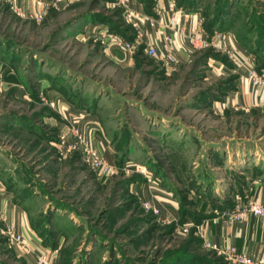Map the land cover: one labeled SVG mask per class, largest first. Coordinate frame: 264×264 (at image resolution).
I'll use <instances>...</instances> for the list:
<instances>
[{"label": "rangeland", "instance_id": "obj_1", "mask_svg": "<svg viewBox=\"0 0 264 264\" xmlns=\"http://www.w3.org/2000/svg\"><path fill=\"white\" fill-rule=\"evenodd\" d=\"M57 1L0 0V182L42 243L60 238L59 264H226L197 227L253 202L264 181V104H221L237 68L217 44L182 64L148 55V40L129 55L103 42L138 35L120 0ZM170 1L198 13L210 41L232 37L244 67L264 75V0ZM84 15L105 20L93 25L109 34L89 31ZM41 84L58 104L97 117L115 154L109 172L94 165L71 116L55 117ZM73 130L83 143L69 150ZM144 187L173 212L162 215ZM0 264H23L1 217Z\"/></svg>", "mask_w": 264, "mask_h": 264}, {"label": "crops", "instance_id": "obj_2", "mask_svg": "<svg viewBox=\"0 0 264 264\" xmlns=\"http://www.w3.org/2000/svg\"><path fill=\"white\" fill-rule=\"evenodd\" d=\"M13 1V0H11ZM18 3L23 2V0H15ZM49 1V0H48ZM121 3L125 4L127 10L135 15V21L140 22V29H142L145 37L141 42H146V40L151 41L156 39V44L161 48L162 45V34L171 32L168 25L169 19L174 15L173 12L168 10L169 5L171 4L170 0H155L154 3H151V0H120ZM35 6V4H34ZM177 28H183L184 33H177L176 44H177V53L176 60L178 64L189 61V57L194 53L195 49L190 43V38L192 35L201 34L203 39L210 41L209 35L201 27V21L199 20V14L192 11H182L178 8L175 9ZM149 20L154 22V25H151ZM200 23V25H199ZM89 31H101L108 33L103 28V25L95 27L93 24L87 27ZM139 32V31H138ZM84 33H88V30L84 29ZM147 34V35H146ZM225 39L219 41L218 44H223L222 42H227L228 39L233 41L232 37H229L225 34ZM103 42L107 45H110L111 36L103 35ZM213 38V37H212ZM139 40V42H140ZM234 42V41H233ZM236 45V43L234 42ZM144 45V44H143ZM111 50H116L115 47H111ZM122 55V54H121ZM123 56V55H122ZM223 64L215 63L213 69L219 72L223 69ZM236 87L234 90H230L227 97L224 98L221 104L223 106H234L236 108L248 109L249 106L263 105L264 104V85L256 86L252 83L248 70L249 68L238 67L236 65ZM40 95H46V97L51 100L52 111L58 112L55 114L59 121L67 116H71V120L80 128L82 133L90 138L89 142H86L90 148L89 144H92L96 152L100 155L104 161H106L109 166H113L115 163V154L112 150V146L108 144L104 139L99 135V128L97 117L90 113L76 109L74 107L68 106L67 104H58L59 98L56 91H48L50 86L41 84ZM45 97V98H46ZM55 98L56 101L53 99ZM53 100V101H52ZM48 102V100H47ZM58 106H57V105ZM216 104H220L217 102ZM59 105L61 109H59ZM71 108V110H70ZM66 110L69 114L63 112ZM60 115V116H59ZM70 120V121H71ZM70 123V122H69ZM83 135V134H82ZM255 193L253 194V201L264 204V181L260 180V183L255 185ZM147 196L153 198L156 197L152 194L150 190H147L144 187V191ZM155 204L160 205L163 208L162 215L166 209L167 211L174 210V203L169 201L167 198L161 197L159 199L153 198ZM168 208H165V205ZM174 207V208H173ZM0 217L2 218L5 232L7 228L14 227L17 228V232L22 234L25 237V243L28 245V252H22L17 245H12L14 254L23 261V264H38L37 258L41 254H46L51 259L56 260L59 264V250H60V238L57 240L56 244L45 243L41 241V234L37 233V228L34 226L31 227V220L29 219L28 212L25 211V208L21 204L16 203L13 198L10 196L9 192L5 186L0 182ZM207 237L211 242L216 246L217 249L225 247H234L239 251L247 254L250 258H257L260 256L262 241L264 239V219L255 218L248 216L244 221L228 222L222 217L208 220L207 221ZM216 252V251H215ZM227 264V263H226Z\"/></svg>", "mask_w": 264, "mask_h": 264}, {"label": "built area", "instance_id": "obj_3", "mask_svg": "<svg viewBox=\"0 0 264 264\" xmlns=\"http://www.w3.org/2000/svg\"><path fill=\"white\" fill-rule=\"evenodd\" d=\"M59 2V0L57 1ZM168 10L173 12V16L169 19L168 25L170 27L171 32L162 34V47L156 44V39L151 40L145 44L146 52L148 55L152 56L154 59L163 60V61H171L178 63L176 60L177 53V44H176V36L177 33H184L183 28H177V20L175 17L176 12L174 9V5L170 4ZM42 16V14H40ZM40 16V17H41ZM130 17L135 19V15L130 13ZM151 25H154V22L149 20ZM134 27L139 29L138 35L136 39L132 42L124 41L119 37L111 36L110 46L119 47L124 50L127 54L132 55L137 46L140 44L139 40L145 37L142 29H140V22H133ZM200 25V23H199ZM147 35V34H146ZM225 34H221L216 32L212 38V41H208L203 39L201 34L192 35L190 38V43L192 44L194 49L204 48L208 46H216L221 47L228 55V58L232 60L235 65L238 67L246 66V60L240 55L237 47L234 42L228 39L227 42H222L223 44H218L219 41L225 39ZM249 77L252 83L256 86L264 85V75L260 76L255 71L249 69L248 70ZM74 135L79 136L78 141L74 144H70V149H77L78 146L83 143L81 135H79V130H73ZM87 154L90 156L91 160L94 162V165L98 167L103 173L109 172L111 170V166H109L105 161H102L99 154L92 150L86 143H84ZM248 216H253L255 218L264 219V204L253 201L248 206H240L235 211L230 213H225L222 215V218L227 220L228 222H236V221H244ZM189 225L182 228V231L187 232ZM7 236L9 237V241L12 245H17L22 252H28V245L25 243V237L22 234H19L14 227L7 228ZM198 235L204 240L205 247L216 251L219 255H223L226 258L227 264H264V239L262 241V248L260 252V256L257 258H250L247 254L239 251L234 247H225L217 249L216 246L211 242L207 237V226H198L197 232ZM38 264H57L56 260L51 259L46 254H41L38 258Z\"/></svg>", "mask_w": 264, "mask_h": 264}, {"label": "trees", "instance_id": "obj_4", "mask_svg": "<svg viewBox=\"0 0 264 264\" xmlns=\"http://www.w3.org/2000/svg\"><path fill=\"white\" fill-rule=\"evenodd\" d=\"M85 16V15H84ZM83 16V17H84ZM83 17H80V19L79 18H77V19H75L74 21H72L70 24L68 23L67 25H65V26H63V27H61V28H63V29H65V28H67L69 25H72L74 22L76 23V22H78V21H80L81 19H83ZM88 18V17H90L91 18V22L90 23H92V24H96V23H98V22H101V23H104L105 22V20H103V19H98L97 18V16L96 15H86L85 16V18ZM215 22H216V20H214L213 22H212V24H211V26H210V28H213V24H215ZM112 30H114V28H112ZM214 31V30H213ZM212 31V32H213ZM137 32V31H136ZM135 40V38L134 39H132V40H129V42H132V41H134ZM211 56L209 55L208 56V58H210ZM41 236V235H40ZM45 243H48V242H46L45 241Z\"/></svg>", "mask_w": 264, "mask_h": 264}]
</instances>
